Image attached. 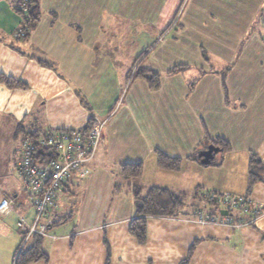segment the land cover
Listing matches in <instances>:
<instances>
[{
	"label": "crops",
	"instance_id": "obj_1",
	"mask_svg": "<svg viewBox=\"0 0 264 264\" xmlns=\"http://www.w3.org/2000/svg\"><path fill=\"white\" fill-rule=\"evenodd\" d=\"M39 5L24 39L16 37L22 16L0 0V75L26 84L0 81V131L24 138L38 129L80 130L93 116L106 122L89 176L74 172L64 185L53 212L60 222L43 241L47 258L29 264H180L194 242L188 264H264V182L247 193L251 156L264 162V0ZM139 67L158 74L157 88ZM218 139L230 150L220 166H204L199 152ZM157 152L180 158L181 168L162 169ZM124 164H142L144 191L160 186L187 196L182 215L147 219L142 244L129 231L135 182L124 178ZM221 191L248 198L253 213L235 210L232 225L198 222L190 214L198 198ZM33 213L31 202L17 214ZM3 231L11 264L21 237Z\"/></svg>",
	"mask_w": 264,
	"mask_h": 264
},
{
	"label": "built area",
	"instance_id": "obj_2",
	"mask_svg": "<svg viewBox=\"0 0 264 264\" xmlns=\"http://www.w3.org/2000/svg\"><path fill=\"white\" fill-rule=\"evenodd\" d=\"M92 118L93 125L87 134L81 129H65L45 132L36 140L27 137L21 142L17 150L19 160L16 170L25 180L34 205L32 220L19 216L17 222L22 233L21 247L25 246L35 234L48 235V227L52 221L51 214L58 207L65 182L72 172H77L82 179L90 174L86 165L98 152L106 122L98 116ZM205 198L216 199L217 207L228 210L230 215H207L206 212H200L199 218L198 216L196 218L200 223L232 225L231 215L235 210L253 213L250 208L251 201L245 197H235L227 192L222 198L212 193L205 194ZM15 202L12 197L3 198L0 201V215L12 213L15 210Z\"/></svg>",
	"mask_w": 264,
	"mask_h": 264
},
{
	"label": "trees",
	"instance_id": "obj_3",
	"mask_svg": "<svg viewBox=\"0 0 264 264\" xmlns=\"http://www.w3.org/2000/svg\"><path fill=\"white\" fill-rule=\"evenodd\" d=\"M14 10L23 18L22 24V32H19L18 35L20 38L26 39L29 34H26L25 31L27 30L32 31L38 20L41 16V8L39 5V0H10ZM24 33V36H20V34ZM39 61L43 65H47L53 68H56L55 63L47 58L38 57ZM174 72L178 71L181 68H176ZM138 76H143L149 80L151 88H157L158 84V74L154 71L139 67L136 71ZM0 81L6 83L10 87H26V84L20 80H16L4 75H0ZM93 125V118L90 117L88 120V124L81 129L84 134H87L90 128ZM45 132H50V130H32L26 132L24 138H30L32 140H36L41 136V134ZM217 146L221 148V155L220 160L213 159L211 166H220L222 157L225 153L230 150V146L225 140L218 139L217 141H213ZM158 153V165L162 169L166 170H179L181 168L182 160L180 158H174L168 156L163 152ZM200 157H198V161H200ZM208 166V165H206ZM142 164H124L122 166V172L125 179H131L135 183L133 185V192L135 195L136 200V212L137 216L134 218L130 225V233L137 239L139 243H144L147 237V219L149 217H164V218H175L178 217L183 211L186 203H187V196L184 193H178L171 189L160 187V186H152L147 191H144L142 187L137 183V180L142 175ZM264 182V162L260 159L259 156L253 154L249 161V168H248V187L247 193L250 194L254 188V186L258 183ZM66 183V182H65ZM64 183V184H65ZM119 188V185H116V188ZM210 194V193H208ZM219 196L217 193H212ZM211 195V194H210ZM199 197V196H198ZM217 200L210 199L204 197L198 198V205L193 207L192 212L190 213L193 217L197 218L200 212H206V214H214L218 215L214 210H219L217 207ZM221 214V211H220ZM222 215V214H221ZM6 216V215H5ZM52 216L51 224L48 227V230L51 226H54L56 220ZM233 218V214L231 215ZM199 218V216H198ZM66 219V217L64 218ZM234 219V218H233ZM240 219V218H239ZM22 236V234H21ZM45 236L35 234L30 241L17 249L16 255L14 257V264H29L33 261H37L40 259H46L48 254L44 251L43 248V241ZM22 241V240H21ZM22 243V242H21ZM197 242H194L190 248L188 257L183 260L180 264H188L190 258L192 257Z\"/></svg>",
	"mask_w": 264,
	"mask_h": 264
},
{
	"label": "rangeland",
	"instance_id": "obj_4",
	"mask_svg": "<svg viewBox=\"0 0 264 264\" xmlns=\"http://www.w3.org/2000/svg\"><path fill=\"white\" fill-rule=\"evenodd\" d=\"M23 136L24 135L21 134L13 136L11 133H9V130L0 131V201L3 198L12 197L15 191L19 193L18 199L15 198L17 199L15 202L16 205L15 210L6 216L0 215L1 231H3L5 228L9 229V231L10 229H12L13 231V233L11 232L12 234H18L21 237V238L19 237L20 238L19 244H21L22 242L21 241L22 233L17 224L19 220V216L17 213H19V211L25 212V210L28 207H31V201H32L25 180L18 174L16 170V165L19 160V154L17 152L18 149L16 150V148L20 146L21 142L24 140V138H22ZM88 176L89 174L85 178H87ZM221 192L219 193V196L222 198L225 195V191H221ZM60 204L61 203L59 202L58 204L59 208H60ZM59 208L56 207L55 211H57ZM221 209L222 208H219V210L215 209L214 211L217 214H220ZM25 218L31 221L33 215L32 216L26 215ZM1 231H0V253H1L0 264H6L5 256L7 252L10 251L12 248L10 246H7V244L5 243V240H7L8 237L5 236V234L3 233L4 231L3 232ZM7 247H9V249H6ZM14 257L11 258V262H12L11 264H14Z\"/></svg>",
	"mask_w": 264,
	"mask_h": 264
},
{
	"label": "water",
	"instance_id": "obj_5",
	"mask_svg": "<svg viewBox=\"0 0 264 264\" xmlns=\"http://www.w3.org/2000/svg\"><path fill=\"white\" fill-rule=\"evenodd\" d=\"M221 151V148L215 144H210L207 146V148L201 150L199 152L200 162L203 165H210L215 158L216 154H218ZM222 215H230L228 210L221 209Z\"/></svg>",
	"mask_w": 264,
	"mask_h": 264
},
{
	"label": "bare ground",
	"instance_id": "obj_6",
	"mask_svg": "<svg viewBox=\"0 0 264 264\" xmlns=\"http://www.w3.org/2000/svg\"><path fill=\"white\" fill-rule=\"evenodd\" d=\"M20 36H21V34H20ZM16 37H19V35H18V34H16Z\"/></svg>",
	"mask_w": 264,
	"mask_h": 264
}]
</instances>
